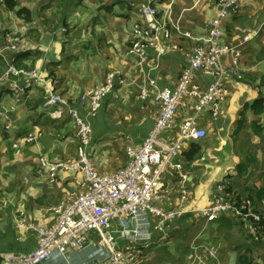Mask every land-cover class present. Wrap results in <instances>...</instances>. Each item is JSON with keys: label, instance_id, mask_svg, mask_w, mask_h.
<instances>
[{"label": "crops", "instance_id": "1", "mask_svg": "<svg viewBox=\"0 0 264 264\" xmlns=\"http://www.w3.org/2000/svg\"><path fill=\"white\" fill-rule=\"evenodd\" d=\"M143 1L17 0L15 9L0 6V76L10 60L40 76L34 80L9 74L0 83V251H31L37 235L24 226H51L53 207L70 202L85 188L83 172L63 166L77 158L78 140L67 113L56 119L51 117L53 109L43 106L49 88L62 94L66 107L86 114L80 97L87 90L104 83L109 71L116 73V79H126L88 116L89 159L99 173L113 172L126 162L125 146L141 142L154 123L158 104L151 97L143 101L139 88L148 79L159 87L176 88L189 66V55L209 35L220 3L152 0L159 15L167 17L176 48L163 54L148 50L140 65L128 49ZM239 3L238 14L223 20L220 43H230L243 31L257 34L241 49L222 56L225 64L235 61L241 77L226 80L229 93L220 113L214 116L204 110L198 115L207 136L194 143L196 153L188 157L192 142H186L171 159L181 163L186 177L170 164L159 177V205L177 211L172 224L157 226L156 216L150 213L145 214V225L131 218L126 225L112 222L117 248L132 255L131 264H194L197 260L200 264H264V239L252 238L230 213L208 222L197 212L210 204L220 184L231 196L256 200L264 188V111L256 113L253 106L256 100H264V0ZM19 7L29 10L28 22L16 12ZM13 12L22 17L8 18ZM7 32H18L13 50L4 49ZM192 76L202 86L209 81L200 69L193 70ZM182 101L186 106H178L176 127L193 110V99ZM93 232L82 253L70 251L65 258L42 264H79L95 247L94 238L99 240ZM124 232L132 235L123 239ZM165 249L169 254L157 256Z\"/></svg>", "mask_w": 264, "mask_h": 264}, {"label": "built area", "instance_id": "2", "mask_svg": "<svg viewBox=\"0 0 264 264\" xmlns=\"http://www.w3.org/2000/svg\"><path fill=\"white\" fill-rule=\"evenodd\" d=\"M239 9V0H220L217 13L210 21L209 35L194 47L189 55V66L182 72L175 89L159 87L154 79H148L139 88V97L143 101L151 97L158 104L154 123L141 142L125 146L126 162L123 167L113 172L99 173L89 159L88 145L92 128L88 116L100 109L106 94L117 85L120 87L126 84V79H116V73L110 71L106 74L104 83L87 90L80 97V102L86 106V114H81L75 107H66L67 100L62 94L49 88L43 106L52 108L51 117L56 119L67 113L75 124V136L78 140L77 158L68 160L63 166L71 170H81L85 178V188L75 194L70 202L53 207L55 221L51 226H27V229L37 235L36 246L31 251H0V264H42L53 258H65L70 251H83L89 242V231H96L98 234L99 240L95 247L99 253L109 252L110 263L131 264L132 255L115 245L112 222L126 225L127 219L131 218L139 219L145 225L146 213L156 216L157 226L174 220L177 211L165 210L159 205L162 195L158 180L168 164L179 170L182 178L186 177L181 163L171 159L178 155L186 142H196L207 136L206 130L198 124V115L204 110L214 116L220 113L229 93L226 80L241 77L235 61L225 64L222 56L241 49L256 36L257 31H243L228 44L219 41L223 20L238 14ZM138 11L139 16L131 27L128 51L142 65L148 50L163 54L167 50L175 49L176 45L172 42L167 17L164 14L159 15L152 0H144ZM198 69L209 79L205 86L193 79L192 71ZM9 74L40 79L38 71H27L7 62V70L0 76V83ZM185 97L194 100L191 106L193 110L176 127L177 109L179 105L186 106L182 101ZM176 128L178 130L175 133ZM197 212L208 222L230 213L239 219L252 238L264 239V198L256 200L246 197L237 200L236 196L227 192L224 184H220L217 195L210 204ZM122 234L129 235L127 232ZM129 248L133 249L131 246ZM213 252L209 250V253ZM200 263L197 260L194 264Z\"/></svg>", "mask_w": 264, "mask_h": 264}, {"label": "rangeland", "instance_id": "3", "mask_svg": "<svg viewBox=\"0 0 264 264\" xmlns=\"http://www.w3.org/2000/svg\"><path fill=\"white\" fill-rule=\"evenodd\" d=\"M16 1V7H18V3H17V0H15ZM0 6H4L5 7V5H4V0H0ZM15 7V8H16ZM14 8V9H15ZM19 8H21V7H19ZM18 8V9H19ZM14 14L16 13V12H13ZM9 16H14V17H22V16H24V14H22V16H18L17 15V13L15 14V15H13V14H9L8 15V18H10ZM32 17V16H31ZM24 18L26 19H24V22H28V20L29 19H27L25 16H24ZM8 33V35H6V38H5V40L7 41L8 40V44H6V46H4V49H8V48H10L9 50H13L15 47H14V43L17 41L18 42V38L16 37V36H18V32H7ZM20 38V37H19ZM13 45V46H12ZM0 53H1V51H0ZM12 58V57H11ZM8 60H10V58L8 59ZM11 61V60H10ZM10 61H7V62H10ZM2 76V75H1ZM198 119H199V117H198ZM233 218H235L236 219V221L238 222V224L243 228V229H245V227L241 224V222L239 221V219L238 218H236V217H234L233 215H231ZM22 218V217H21ZM25 220L23 219L22 220V222L21 223H24V225H25ZM167 223V225L168 226H170L172 223H171V221L170 222H166ZM29 224H33V223H29ZM29 224H27L26 226H24V229L25 230H27V226L29 225ZM246 230V229H245ZM92 233H94L95 234V232H93V231H89V234H92ZM129 235V237H130V234L132 235V233H128ZM123 235V234H122ZM116 236V235H115ZM128 236H122L121 238H123V239H127L126 237H128ZM140 237V236H139ZM120 238V239H121ZM94 241L96 242L97 241V238H94ZM117 238L115 239V242H116V246H117ZM173 243V242H172ZM140 244H143V243H140ZM96 246V245H95ZM80 253H82V251L80 252ZM180 255L181 254H183V250H181V251H179L178 252ZM165 254H169V251L168 250H164V251H158L157 252V256H159V255H162V256H164ZM171 254V253H170ZM169 256V255H168ZM184 258H185V256H184ZM167 261H171L170 259H168L167 257L165 258ZM77 260H80L79 258L77 259ZM174 260H175V258H174ZM185 260V259H184ZM187 260H185L184 261V263L186 262ZM97 262H100V263H102V264H109L110 263V254H109V252H106V253H104L103 254V252H100L99 253V251H98V248L97 247H94L93 246V248H92V250L90 251V253L88 252V254H86V257H84V260L82 261V262H80L79 264H96ZM190 262V261H189ZM187 263H188V261H187ZM110 264H112V262L110 263Z\"/></svg>", "mask_w": 264, "mask_h": 264}, {"label": "trees", "instance_id": "4", "mask_svg": "<svg viewBox=\"0 0 264 264\" xmlns=\"http://www.w3.org/2000/svg\"><path fill=\"white\" fill-rule=\"evenodd\" d=\"M4 5L7 9H14L16 7V1L15 0H4ZM16 12L21 15V14H24V16L29 19L30 18V12L28 9L24 8V7H21L19 9L16 10ZM254 111L256 113H261L264 111V100L263 99H258L255 101L254 103ZM195 142H192L190 144V148H189V153H188V157H190L192 154L196 153L197 151V145L194 144ZM264 196V188L260 189L259 192H258V195L255 197L257 199L261 198ZM237 200H240L241 198L239 197H236ZM264 198V197H263Z\"/></svg>", "mask_w": 264, "mask_h": 264}, {"label": "bare ground", "instance_id": "5", "mask_svg": "<svg viewBox=\"0 0 264 264\" xmlns=\"http://www.w3.org/2000/svg\"><path fill=\"white\" fill-rule=\"evenodd\" d=\"M110 72V71H109ZM46 99H47V97L44 99V101H43V103L46 101ZM128 220V219H127ZM116 239V238H115ZM115 244H116V242H115Z\"/></svg>", "mask_w": 264, "mask_h": 264}]
</instances>
